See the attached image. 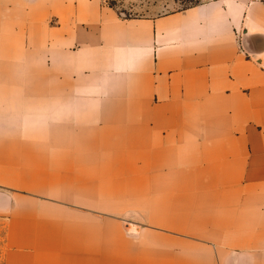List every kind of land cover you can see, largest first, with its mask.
<instances>
[{
  "label": "crops",
  "instance_id": "obj_1",
  "mask_svg": "<svg viewBox=\"0 0 264 264\" xmlns=\"http://www.w3.org/2000/svg\"><path fill=\"white\" fill-rule=\"evenodd\" d=\"M0 231V264H264V0H0Z\"/></svg>",
  "mask_w": 264,
  "mask_h": 264
},
{
  "label": "rangeland",
  "instance_id": "obj_2",
  "mask_svg": "<svg viewBox=\"0 0 264 264\" xmlns=\"http://www.w3.org/2000/svg\"><path fill=\"white\" fill-rule=\"evenodd\" d=\"M211 0H104L122 17H156ZM0 231V238L1 236Z\"/></svg>",
  "mask_w": 264,
  "mask_h": 264
}]
</instances>
